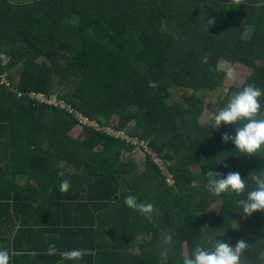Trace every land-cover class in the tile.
Wrapping results in <instances>:
<instances>
[{
  "label": "trees",
  "instance_id": "16d2710c",
  "mask_svg": "<svg viewBox=\"0 0 264 264\" xmlns=\"http://www.w3.org/2000/svg\"><path fill=\"white\" fill-rule=\"evenodd\" d=\"M0 54L8 57L0 58V233L20 217L18 237L40 252L48 247L36 236L53 234L59 254L84 249L75 239L89 234L94 251L66 263L60 255L63 264H161L165 249L163 264H183L196 246L234 247L240 239L248 245L241 264H261L264 213L245 216L238 201L255 187L249 174L264 171V151L245 156L222 142L236 125L200 123L204 105L196 92H219L211 114L248 84L264 92V0H0ZM223 61L249 72L225 91ZM7 73L9 85L1 83ZM171 89L180 100L171 99ZM30 92L56 96L100 128L145 141L173 184L150 155L142 170L126 159L134 146L124 138L82 126L59 106L32 101ZM260 104L264 112V95ZM74 126L82 128L76 137L69 135ZM205 138L213 140L211 150L200 143ZM209 171L217 178L239 172L245 192L213 195ZM129 195L154 205L151 221L125 205ZM218 199L207 219L204 210ZM77 215L93 228H74ZM55 257L31 255L32 264Z\"/></svg>",
  "mask_w": 264,
  "mask_h": 264
},
{
  "label": "clouds",
  "instance_id": "9594fccd",
  "mask_svg": "<svg viewBox=\"0 0 264 264\" xmlns=\"http://www.w3.org/2000/svg\"><path fill=\"white\" fill-rule=\"evenodd\" d=\"M243 0H234L236 5L242 4ZM212 21H208L211 24ZM207 63V58L204 59ZM230 77L232 73L228 74ZM150 88H157L158 83L149 81ZM264 92L254 84H248L242 90L233 93L228 100L227 105L218 112L209 116L214 129H219L222 125L238 126L234 136L224 133L221 137L222 142L231 141L235 149L245 156L256 155L264 151V112L261 111L260 97ZM221 174L209 171L207 173V189L215 196H220L226 192L235 193L237 196L242 195L246 188V179H242L239 172H229L221 178H217ZM255 187L248 191L246 199L238 201V205L242 207L245 216H251L254 212L264 213V171L259 173L253 172L249 177ZM71 187L68 180L62 181L60 191L66 193ZM125 205L138 212L142 216L152 220L154 205L152 203L138 202L135 196L129 195L125 197ZM171 235L166 236L165 243L170 242ZM248 245L245 241L240 240L234 247L228 242L218 241L214 250L205 249L196 246L191 257H185L183 264H241V256L247 249ZM57 254L56 245L49 244L47 255L54 256ZM62 259L70 261H79L85 253L79 249H72L60 253ZM168 251L165 249L161 252V264L167 257ZM10 254L8 250H0V264H10Z\"/></svg>",
  "mask_w": 264,
  "mask_h": 264
},
{
  "label": "rangeland",
  "instance_id": "374dc122",
  "mask_svg": "<svg viewBox=\"0 0 264 264\" xmlns=\"http://www.w3.org/2000/svg\"><path fill=\"white\" fill-rule=\"evenodd\" d=\"M74 19L77 20L76 18H74ZM115 27H117L116 24H115ZM246 32L249 34L250 31H248V29H247ZM1 57H2V55H1ZM3 58H4V63H6L8 57L4 56ZM220 66L225 69V78H224V82H223L224 91L229 86L241 85L244 82L246 76L249 74L248 68L244 67L238 63L229 64V63L223 61V62H221ZM23 67H24V65L18 66L14 70V76L16 75L15 72L17 71L16 73H18L20 70H22ZM229 73H232L231 77L228 75ZM3 78L6 79V81H7L8 73L5 74L3 76ZM16 80H17V78H16ZM171 93H172L171 99L173 101L180 100L181 94L176 93L172 89H171ZM196 95L201 98L203 105H204L203 113H202L199 121H200V123L205 124L208 121L209 116L211 115V112L213 111L215 103L217 102V99H218L220 94L217 91H199V92H196ZM116 121H117V117H113V119L111 120V124H115ZM81 130H82L81 127L79 128L78 126H74L72 128V130L69 132V135L72 137H76L81 133ZM136 140H135V138H133V140H132V137L128 138L127 141L132 146H134L133 147L134 149L124 153V157L126 159L132 161L133 163H135L139 170H142L145 167L146 156H148V154H149L147 152V151H149L148 150L149 147L147 146L145 141L137 142V144L134 145L136 143ZM200 143L206 149L211 150L212 145H213V140L205 138V139L200 140ZM167 179H169V176ZM35 187L37 189L39 188L36 185H35ZM219 207H220V200L218 199V200H215V202H213L208 208H206L204 210V212L207 214V219H211L214 215H216L217 211L219 210ZM238 226H239L238 222L233 224V227H238ZM240 240H243V239H240ZM131 250L134 252H137V249L134 247H132ZM260 257L262 258L261 264H264V254H262Z\"/></svg>",
  "mask_w": 264,
  "mask_h": 264
},
{
  "label": "crops",
  "instance_id": "0c3cea01",
  "mask_svg": "<svg viewBox=\"0 0 264 264\" xmlns=\"http://www.w3.org/2000/svg\"><path fill=\"white\" fill-rule=\"evenodd\" d=\"M1 165H3V162H0V166ZM26 181H31V180L24 179L23 183H25ZM46 208H48V207L43 208L42 206H37L35 210L41 211V210L46 209ZM24 210H25V206L21 207L20 212H24ZM15 212L16 211H14L13 209L11 210V213H15ZM21 215H23V217H25L26 213H23ZM89 216L90 215L87 212H85V214L81 218L82 219H88ZM75 217L76 218L74 220H71L72 223L76 222L74 225V228L85 229V230L93 228V226H91L87 222L77 221L79 215H77ZM20 219L21 218L18 217L16 221L15 220L12 221V223L15 222L12 225H9L8 223L4 225L3 229L1 230L0 235L3 234L5 236V239L0 240V246L9 247L8 249H9V254L11 257L10 264L13 263L14 260H15L14 264H32L34 262H37V260L31 259V255L32 254L45 253V252H47V249H43L40 252L33 251L31 249L32 246H31L29 238H26L23 236L18 237V235H20V233H19L20 229H22V227H25L20 222ZM57 235H58V233H57ZM88 236H89V234H87L86 236H81L78 239H75V240L80 241V244L76 245V247L84 248V249H79V250H82V251L85 250L86 252L94 251V249L90 247V245L87 241ZM35 239H36V244L45 243V246H47V247L49 244H52V242L54 240H56V238L54 237L53 234L48 235V236L37 235ZM56 242H58V240H56ZM62 242H63V239L59 238V243L62 244ZM83 242L85 245L82 244ZM28 247H30V248H28ZM61 251L63 252V249ZM27 253H29V254H27ZM60 263L63 264L62 259L60 257V254L57 253L55 258L43 260L41 264H60ZM65 263H66V260H65Z\"/></svg>",
  "mask_w": 264,
  "mask_h": 264
},
{
  "label": "built area",
  "instance_id": "2783aa9c",
  "mask_svg": "<svg viewBox=\"0 0 264 264\" xmlns=\"http://www.w3.org/2000/svg\"><path fill=\"white\" fill-rule=\"evenodd\" d=\"M1 55H2V57H1ZM4 56L5 55L0 54V58H3ZM1 83H5L7 85L10 84L9 79H7V81H6V79H4V78H2ZM28 95L32 101L37 102L39 104H49V105L59 106V108L67 110L68 113L72 114L73 117L78 121V124H80L82 126L94 127V129H96V130L106 132L107 134L112 135L113 137L124 138L126 141L129 138L128 135L122 133L121 131H116L114 129H111L110 127L100 128L96 123H93V121H90L87 117L79 114L78 112H76L72 108H70L63 100H58V98L56 96L49 97V96H47L43 93H39V92H30ZM132 140H133V138H132ZM137 142L138 141L136 140V143L134 145H136ZM148 150H149V151H147L149 153L148 155L151 156L152 161L164 173L165 182L169 186L172 185L173 184V178H172L171 174L168 172V170H167L166 166L164 165V163L162 162V160L153 151H151L150 148ZM168 176H169V179H167Z\"/></svg>",
  "mask_w": 264,
  "mask_h": 264
}]
</instances>
